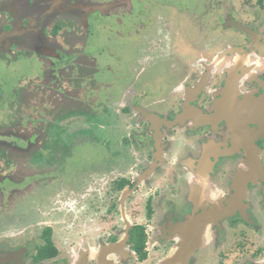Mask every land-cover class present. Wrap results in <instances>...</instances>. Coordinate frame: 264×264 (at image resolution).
I'll return each instance as SVG.
<instances>
[{
    "label": "flooded vegetation",
    "instance_id": "1",
    "mask_svg": "<svg viewBox=\"0 0 264 264\" xmlns=\"http://www.w3.org/2000/svg\"><path fill=\"white\" fill-rule=\"evenodd\" d=\"M154 1L0 0V54L22 41L32 44L30 53L40 58L32 63L46 67V90L54 96L32 127L49 133L63 126L55 109L67 103L68 81H73L97 131L90 144L109 117L108 126L128 133L121 136L122 151L115 147L101 160L100 175L80 173L79 180L63 172L50 186L8 193L0 182V228L13 236L0 237V264H264V0H194L190 6L202 3L201 10L181 16L188 25L191 17L200 20L198 31L215 22L204 36L216 40L205 49L171 51L175 59L168 53L178 36L171 23L163 35H148L155 27L146 16ZM54 16L71 23L79 49L66 41L61 45L75 53L44 47L55 39L41 38ZM155 43L163 55L153 54ZM133 53L141 54L142 64L134 62ZM163 60L169 64L152 73ZM179 60L185 62L176 64ZM1 68L12 71L13 65ZM82 143L78 136L74 147ZM43 189L49 195L41 194ZM132 189L123 218L120 196ZM46 200L85 204L91 224L104 231L75 249L63 238L68 247L58 251L52 226L44 222L48 226L40 234H30L36 228L33 205L22 211L28 202L38 206ZM78 216L74 225L83 223ZM46 232L53 255L43 251Z\"/></svg>",
    "mask_w": 264,
    "mask_h": 264
},
{
    "label": "rangeland",
    "instance_id": "2",
    "mask_svg": "<svg viewBox=\"0 0 264 264\" xmlns=\"http://www.w3.org/2000/svg\"><path fill=\"white\" fill-rule=\"evenodd\" d=\"M191 2L193 3L194 0H156L154 1V6L149 9L146 15L150 16L148 22L153 24L152 26H155L153 27V32L148 34L149 36L157 37V34L159 36L163 35V31L168 22L172 24L173 30L178 33V36L170 41L172 43L168 48V53L173 58L175 54L172 55L170 53L171 51L178 52L181 49L186 50L194 46L196 50L205 49L206 43H213L216 40V38L207 39L204 36L205 31L213 32V28L216 26L215 22H212L210 27L205 24L204 28L198 31L196 23L200 20L196 17H191V24L188 25L189 22L187 21V17L181 16V13L186 14L188 12H193L191 9H198L202 6V3H200L198 6L192 7L190 6ZM200 10L201 9H198L193 13H198ZM161 13H163L162 20H156L155 15ZM61 19L62 18L57 16L50 17L41 34V38L47 42L50 36L54 37L55 39H52V41L49 42L50 44L46 43L44 47H49L54 51H61L65 55H70L75 53V51L67 52L62 49L64 47L61 44L66 41L67 43H71L69 45L76 46V49H79V46H77V44L75 45L76 40L75 37L72 36L74 32L72 31L71 23L64 25ZM193 24L194 29L192 28ZM59 44L61 48L56 46ZM102 44L104 43H100V45ZM127 44H130L127 48L131 46V42ZM31 45L32 44L28 43L24 44L22 41L16 50L2 52L0 54V64L2 63L0 65V182L5 184L6 193L11 190L14 192L17 189L26 190L33 187L35 184L41 183L50 186L55 180L53 176L63 172L74 174V178L79 180L83 179V177H79L80 173L100 175V167H103L101 160H103L107 154L110 155V152L115 147H117L116 150L122 151L118 146L123 143L124 137L122 138L121 136L126 133L124 128L123 130L125 133L122 132L120 126H116L115 124L108 126V122L111 121V117H109L105 124L102 123L97 127L100 135L99 139L96 140L95 143L90 144L93 141L92 136L97 133L94 128V122L91 115L87 114L85 103L81 102L82 100L79 99L81 98L82 91L78 90L75 86V82L68 81L67 95H64V100H66L67 103L61 108L55 109L56 112L61 113L63 126L61 128L58 127L54 131L52 141L56 143V147L52 146L50 134L48 136V133L43 127H32V122L37 121L39 123L41 118L44 117L45 109L52 105L49 100L54 99V96L51 98L48 94V90H46V67H40V65L37 66L32 63L39 61L40 58L39 55L32 56L30 53ZM160 46V43H155V48L151 50L153 54H164ZM123 49L126 50V48ZM132 49L135 52L138 51L135 47H132ZM131 55L134 58V62L142 64L140 61L141 54L133 53ZM35 56L38 59H36ZM177 58L181 59L182 57L178 55ZM188 59H190V56H188ZM27 61L29 62L21 65ZM12 62L14 64L9 65ZM184 62V60H179L176 64ZM168 64V60L156 63V65L152 66V73H156L157 69ZM12 65V71H5L4 68H1V66L9 67ZM78 78H81L79 74ZM119 96L120 94L117 93L115 97ZM58 97H61V95H58ZM121 104L122 102L119 103L118 108L122 106ZM117 120H120V118H117ZM130 131H132V129H130ZM68 134L71 135L72 138L65 142V136ZM127 134L128 133L124 136H127ZM78 136L81 137V141L84 143L74 147ZM86 139H88L87 142L84 141ZM97 141L100 142L98 146L95 145ZM15 142L20 143L17 145ZM64 142L65 144H62ZM111 142L116 145L110 146ZM183 146L184 144L182 141L178 147L181 148ZM97 156L102 157L100 161ZM185 170L188 171L187 168H184V171ZM64 177L67 178L68 175L65 174ZM168 177H166L167 181L172 179ZM102 179L108 181L110 178L104 177ZM57 181L58 180H56V182ZM87 182L88 180H85L84 185H86ZM58 187L59 184L55 185L56 189H58ZM133 191V189L129 192L126 191L120 196V201L123 205L122 211L124 210L122 212L123 218L124 213L127 216L124 208L125 196L127 194L131 196ZM23 192L30 194L26 191ZM49 193V189L41 190V194L49 195ZM85 197L86 192L82 195L83 203ZM20 200L23 201V196ZM83 203L69 202L68 200L67 205L61 203L59 206L57 203L46 200L44 202L42 201L41 205L36 206L28 202L26 203V208L22 209V211L28 213L33 205L32 210L33 213L35 212L34 216L36 217L33 224L36 228H31L32 232H30V234H40L42 228L48 226L44 222L50 224L53 231L54 245L58 251H62L61 249L63 247L66 249L68 247L64 244V239L67 244L70 245V248L72 247L75 249L81 241L83 243H91L96 237V234L104 231V228L96 227L91 224L93 221L92 212L88 208L86 209ZM2 205V202H0V207ZM12 206L15 207L14 204H10V207ZM39 210L40 213L38 216ZM76 214H79L78 219L80 217L83 223L77 225L73 224ZM62 222H66L68 227L63 228V226H61ZM13 229L17 228L14 226ZM125 229H128V224H126V227H122V233H120L121 238L124 236ZM1 230L4 233H1L0 237H13L11 235L12 233L8 230ZM203 235L208 238L210 236L208 232ZM167 264L170 263L168 262Z\"/></svg>",
    "mask_w": 264,
    "mask_h": 264
},
{
    "label": "trees",
    "instance_id": "3",
    "mask_svg": "<svg viewBox=\"0 0 264 264\" xmlns=\"http://www.w3.org/2000/svg\"><path fill=\"white\" fill-rule=\"evenodd\" d=\"M53 103V102H52ZM41 125L42 124H44V123H40ZM56 130V129H55ZM55 130H51L50 129V131H49V133H48V136H49V134H50V142H51V144L52 145H55L56 143L54 142V141H52V137H53V133H54V131ZM76 137V136H75ZM74 137V138H75ZM72 137H71V135H66L65 136V139H64V141L66 142V141H68V140H70ZM85 142H87L88 141V139H86V140H84ZM65 142L64 143H62V144H65ZM61 145V144H60ZM47 231H49V230H47ZM45 237H47V239H46V242H48V246L46 247V249H44L43 251H46V250H51V254L53 255L54 253H55V251H54V249H53V247H50L49 245V243H50V240H49V232H46V234H45ZM48 248V249H47Z\"/></svg>",
    "mask_w": 264,
    "mask_h": 264
},
{
    "label": "clouds",
    "instance_id": "4",
    "mask_svg": "<svg viewBox=\"0 0 264 264\" xmlns=\"http://www.w3.org/2000/svg\"><path fill=\"white\" fill-rule=\"evenodd\" d=\"M220 195H223V193H219ZM215 195V194H214Z\"/></svg>",
    "mask_w": 264,
    "mask_h": 264
}]
</instances>
